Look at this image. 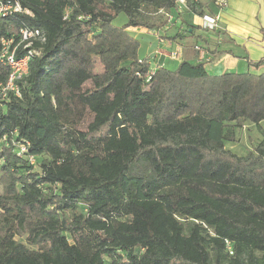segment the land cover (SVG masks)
Listing matches in <instances>:
<instances>
[{"label":"trees","instance_id":"1","mask_svg":"<svg viewBox=\"0 0 264 264\" xmlns=\"http://www.w3.org/2000/svg\"><path fill=\"white\" fill-rule=\"evenodd\" d=\"M4 1L33 16L0 18V42L46 41L1 108L0 264H264V135L226 148L264 122V72L151 70L127 29L170 27L180 0Z\"/></svg>","mask_w":264,"mask_h":264},{"label":"crops","instance_id":"2","mask_svg":"<svg viewBox=\"0 0 264 264\" xmlns=\"http://www.w3.org/2000/svg\"><path fill=\"white\" fill-rule=\"evenodd\" d=\"M194 2L204 6L203 16L215 14L212 0ZM176 10L181 17L173 14L174 24L159 32L142 28L127 29L140 44L139 58L149 59L151 70L165 68L175 71L183 62H188L192 65L203 64L211 75H222L235 72L238 67L250 68L248 60L263 59L264 0H228V6L220 12L214 30L204 29L203 16L189 12L187 7ZM182 10L194 14L196 18L191 23L186 22ZM120 19L115 26L126 25L127 18Z\"/></svg>","mask_w":264,"mask_h":264},{"label":"built area","instance_id":"3","mask_svg":"<svg viewBox=\"0 0 264 264\" xmlns=\"http://www.w3.org/2000/svg\"><path fill=\"white\" fill-rule=\"evenodd\" d=\"M186 0H180L177 9H181ZM216 8L220 11L228 6L227 0H216ZM25 14L33 16L32 13L23 9L19 1L0 0V18L5 19ZM67 16V15H66ZM169 21L173 20V15L166 14ZM219 15H204L202 17V26L207 30L217 28ZM46 41L43 30L39 28H30L26 25L19 28L17 32H12L10 36L1 39L0 62L9 69L10 73L5 82H0V113L1 108L8 103L12 97L22 98L21 81L29 73L31 61L40 55V51L34 48L35 44H43ZM6 140V138H4ZM18 154L21 156L27 149L24 144L18 146ZM30 163L34 164L35 159L30 158ZM227 249L233 255L232 246L227 243Z\"/></svg>","mask_w":264,"mask_h":264},{"label":"rangeland","instance_id":"4","mask_svg":"<svg viewBox=\"0 0 264 264\" xmlns=\"http://www.w3.org/2000/svg\"><path fill=\"white\" fill-rule=\"evenodd\" d=\"M212 1H213L214 8L216 10L214 12L215 15H219L221 11L219 12V10L215 6V1L216 0H212ZM184 5L187 6V3L184 4ZM175 11L177 12V10H175ZM183 11L184 10H182V12ZM183 13H185V18L183 17V19H186L185 20L186 22H190L191 23L193 21L192 19L196 18V16L194 14L188 13V12H186V10ZM125 17L126 16L124 14H120L116 18V21L114 22V25H115V23H119V21L121 20L120 18H125ZM149 57H151V55ZM262 57L264 58V56H262ZM140 59H142V58H140ZM255 60L257 61V58H255ZM262 72H264V69L261 70V71H255V70H253L251 68H247V67H245V68L238 67L235 72H231V73H237V74H243V73L260 74ZM235 133H236V137H237V142L236 143H227L226 144V148L228 150L234 152L238 156H245L248 152L254 150V147L257 146V144L263 140L264 122L260 125L259 128H257L254 125H251V124H246L242 128H237ZM85 209H86V205L81 204L80 205V209H79L78 212L79 213H81V212L85 213V211H84Z\"/></svg>","mask_w":264,"mask_h":264}]
</instances>
